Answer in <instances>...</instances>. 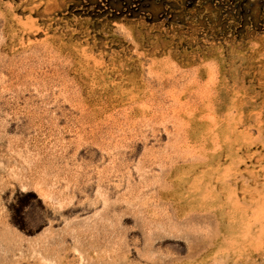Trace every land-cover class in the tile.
<instances>
[{"label":"rangeland","instance_id":"obj_1","mask_svg":"<svg viewBox=\"0 0 264 264\" xmlns=\"http://www.w3.org/2000/svg\"><path fill=\"white\" fill-rule=\"evenodd\" d=\"M258 130L264 0H0V264H264Z\"/></svg>","mask_w":264,"mask_h":264},{"label":"bare ground","instance_id":"obj_2","mask_svg":"<svg viewBox=\"0 0 264 264\" xmlns=\"http://www.w3.org/2000/svg\"><path fill=\"white\" fill-rule=\"evenodd\" d=\"M258 136H260V138H264V130H258ZM261 165H262V167H264V157H262V159H261ZM234 176L237 177V172L234 173ZM239 177H243V176L239 175ZM223 183H224V186L227 188L228 187V181L226 180ZM243 184L245 185V187L247 189L252 190V192L255 194L254 198L251 196V199H254L255 203L254 202L250 203V206L255 209L254 212L256 214V217L257 218H264V206H262L260 209H257L255 207V205L257 204L258 201H261V200L264 201V183L258 182L256 176L253 173H249V174H247V178H245L243 180ZM262 222H264V221H262Z\"/></svg>","mask_w":264,"mask_h":264}]
</instances>
